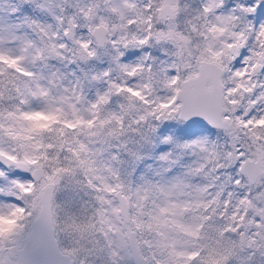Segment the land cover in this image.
I'll list each match as a JSON object with an SVG mask.
<instances>
[{
    "label": "snow or ice",
    "instance_id": "snow-or-ice-1",
    "mask_svg": "<svg viewBox=\"0 0 264 264\" xmlns=\"http://www.w3.org/2000/svg\"><path fill=\"white\" fill-rule=\"evenodd\" d=\"M0 264H264V0H0Z\"/></svg>",
    "mask_w": 264,
    "mask_h": 264
}]
</instances>
